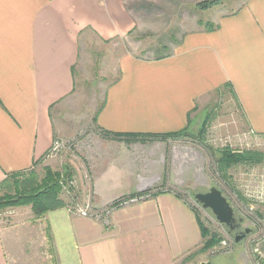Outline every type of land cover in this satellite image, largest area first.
Listing matches in <instances>:
<instances>
[{"label":"crops","instance_id":"crops-1","mask_svg":"<svg viewBox=\"0 0 264 264\" xmlns=\"http://www.w3.org/2000/svg\"><path fill=\"white\" fill-rule=\"evenodd\" d=\"M149 1L0 0V183L34 169L61 136L56 123L77 91L84 45L131 36L146 10L161 9ZM215 25L187 30L169 54L125 55L96 112V137L187 133L212 95L227 91L239 122L264 144V0H241ZM104 173L95 181L101 205L138 190L123 169ZM172 189L118 206L106 220L58 208L41 225L0 221V264H34L41 255L39 264H181L203 231Z\"/></svg>","mask_w":264,"mask_h":264},{"label":"rangeland","instance_id":"rangeland-1","mask_svg":"<svg viewBox=\"0 0 264 264\" xmlns=\"http://www.w3.org/2000/svg\"><path fill=\"white\" fill-rule=\"evenodd\" d=\"M164 1L169 2V7L163 8ZM151 2L157 9V4L162 2L161 9L146 10L148 14L141 15L131 36L84 45L83 57L76 70L77 91L66 102L61 114L63 118L56 123L62 134L55 141H60L61 147L52 149L34 169L22 173L17 180L11 179L0 185V197L16 198L18 187L30 188L32 181L44 182L47 169L59 175L58 198L63 202L59 208H66L71 213L85 209L105 217L108 211L132 199L142 200L174 188L172 190L194 207L199 224L201 221L209 232L207 239L215 241L202 251L206 241L203 238L199 248L181 264L208 261L212 264H261L264 260V203L260 199L264 190V158L257 162L240 160L228 164L223 162V157L226 152L242 156L256 152L264 154V144L244 128L242 121L239 122L231 93L215 92L198 124L181 135L122 136L115 138L121 140L120 144L108 145L97 139L114 137L103 133L96 137L94 134L93 130H97L93 129V121L103 94L120 76L121 60L125 55L152 59L169 54L187 30L215 25L220 14L237 8L241 0ZM111 165L123 169L124 177L137 183L138 190L101 205L95 181ZM212 185L223 191L237 216L244 217L243 225L253 229L241 243L235 242L228 228L216 220L210 209H203L196 202L194 194L205 192ZM47 213L38 217L31 204L9 205L0 210V221L9 224L18 219L41 225L38 220H43ZM41 228L35 229L36 235ZM33 250L36 254L40 251L38 240L34 241ZM35 259L34 264L44 263L46 256Z\"/></svg>","mask_w":264,"mask_h":264},{"label":"trees","instance_id":"trees-1","mask_svg":"<svg viewBox=\"0 0 264 264\" xmlns=\"http://www.w3.org/2000/svg\"><path fill=\"white\" fill-rule=\"evenodd\" d=\"M206 3V2H205ZM211 3V2H208ZM216 28V25H211L209 24L206 29L208 30H213ZM177 134H172V136H175ZM124 136L125 137H136L138 135L134 134H116L113 135L114 138H120ZM171 136V135H170ZM156 137H167V135H157ZM261 158H264V154L260 152L252 153L250 155H236V154H231L230 152H226L224 157H223V162L225 163H233V162H239L240 160H248V161H254L257 162ZM22 173H13L5 179L0 185H2L4 182L9 181L11 179L17 180L18 176L21 175ZM59 175L56 172L51 171L50 169H47L46 171V176L44 179V182L42 183H34L32 181V186L30 188L24 187L20 188L18 187L17 189V196L16 198L13 196L5 195L3 197H0V210L5 208L6 206L9 205H18V204H31L33 212L35 213L36 216L41 217L45 215L48 211L57 209L61 206H63V202L58 198V191H59ZM13 183H15L13 181ZM157 194V193H155ZM154 194V195H155ZM152 195V196H154ZM15 198V199H14ZM14 199V200H13ZM241 217V215H240ZM201 228L203 231V238L206 239L203 249L207 250L209 247H211L215 241L211 239H207V236L209 234L208 230L203 226L201 223Z\"/></svg>","mask_w":264,"mask_h":264},{"label":"water","instance_id":"water-1","mask_svg":"<svg viewBox=\"0 0 264 264\" xmlns=\"http://www.w3.org/2000/svg\"><path fill=\"white\" fill-rule=\"evenodd\" d=\"M194 197L203 209H210L216 220L228 228L229 234L234 236L236 243H241L252 232V228L243 225L244 217L237 216L235 208L218 187L212 185L205 192L195 193ZM236 226L242 228V231L234 235L231 230H234ZM202 264H212V262L208 261Z\"/></svg>","mask_w":264,"mask_h":264},{"label":"built area","instance_id":"built-area-1","mask_svg":"<svg viewBox=\"0 0 264 264\" xmlns=\"http://www.w3.org/2000/svg\"><path fill=\"white\" fill-rule=\"evenodd\" d=\"M251 133V132H250ZM61 147V142L60 141H55L54 142V144H53V148L52 149H54V150H57V149H59ZM261 200H262V202L264 203V193L261 195V198H260ZM139 199H132L131 201H128V202H125V203H123L122 205H125V204H128V203H130V202H134V201H138ZM110 212H111V210L110 211H108V215L110 214ZM78 214L79 215H82V216H87V217H94V218H97V219H100V218H103V219H107V217L108 216H105V217H102V215L101 214H93V213H91L90 211H88V210H85V209H79V212H78ZM263 240H264V237H263ZM264 261V260H263ZM263 261H261V264H262V262Z\"/></svg>","mask_w":264,"mask_h":264},{"label":"flooded vegetation","instance_id":"flooded-vegetation-1","mask_svg":"<svg viewBox=\"0 0 264 264\" xmlns=\"http://www.w3.org/2000/svg\"><path fill=\"white\" fill-rule=\"evenodd\" d=\"M243 224H244V223H243ZM235 225H236V224H235ZM241 231H242V228L237 227V226L234 228V230H231L232 234H234V235L237 234V233H239V232H241Z\"/></svg>","mask_w":264,"mask_h":264},{"label":"bare ground","instance_id":"bare-ground-1","mask_svg":"<svg viewBox=\"0 0 264 264\" xmlns=\"http://www.w3.org/2000/svg\"><path fill=\"white\" fill-rule=\"evenodd\" d=\"M206 178V177H205ZM200 180H201V178H200Z\"/></svg>","mask_w":264,"mask_h":264}]
</instances>
